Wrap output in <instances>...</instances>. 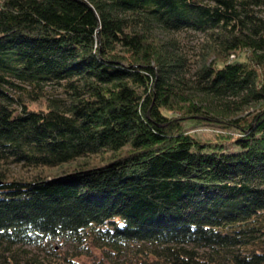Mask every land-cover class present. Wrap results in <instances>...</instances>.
Listing matches in <instances>:
<instances>
[{"label": "trees", "instance_id": "1", "mask_svg": "<svg viewBox=\"0 0 264 264\" xmlns=\"http://www.w3.org/2000/svg\"><path fill=\"white\" fill-rule=\"evenodd\" d=\"M263 15L264 0H0V264H79L92 247L264 264ZM158 30L207 37L191 77ZM208 101L255 110L222 121Z\"/></svg>", "mask_w": 264, "mask_h": 264}, {"label": "rangeland", "instance_id": "2", "mask_svg": "<svg viewBox=\"0 0 264 264\" xmlns=\"http://www.w3.org/2000/svg\"><path fill=\"white\" fill-rule=\"evenodd\" d=\"M264 17V15H263ZM156 40L166 43L167 45H172V52L175 51V53L180 54L183 58L187 59L189 61L190 65V73L189 76L191 77L192 74L204 64V58H203V50L205 48L206 43L208 42L207 37L203 34L193 33V32H183V33H165L162 31H156L155 32ZM175 49V50H174ZM245 55H241L238 60L243 61L245 60ZM237 58L234 56L230 57V60H235ZM189 76H187L189 78ZM58 98L66 100V96L63 95L61 91H58L57 93ZM209 108L213 109L216 114L219 115V119L223 121L227 120H234V119H240L241 117H245L248 113H252L255 110V106H249L246 108L241 109L240 111H233L228 110L225 111V107L223 105H220L218 102H212L208 101L206 103ZM33 109H42L43 104H34L30 106ZM208 125H202V124H189V127L191 126L190 131H188L195 135L200 140L205 141H214L215 138H217L218 135H221L222 132L219 130L217 126H221V124H215V123H207ZM224 134V133H223ZM124 153V152H122ZM110 160V155L106 156H100V157H93L90 159L89 164L102 167L106 164H108ZM84 160L81 159L79 162ZM77 163H72L68 166L63 167L64 170L59 169H45L43 171L38 170V174L42 176L43 178H54L57 176H60L63 171H69L73 168L77 167ZM10 171L13 174H19L20 168L18 166H10ZM26 172L25 170L21 171L23 175L28 176L29 178L33 177L34 171ZM63 172V173H64ZM58 249V248H57ZM65 248L60 250L63 252ZM59 252V250H57ZM76 261L79 264H129L127 261H124L123 258H117L114 255L110 254V250H104V249H98V248H90L88 251H83L81 256L76 258Z\"/></svg>", "mask_w": 264, "mask_h": 264}]
</instances>
